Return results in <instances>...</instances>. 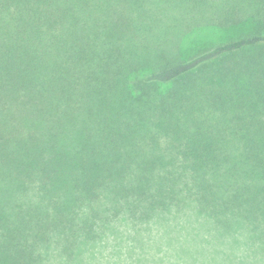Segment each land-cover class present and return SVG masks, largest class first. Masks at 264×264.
<instances>
[{
    "label": "trees",
    "instance_id": "16d2710c",
    "mask_svg": "<svg viewBox=\"0 0 264 264\" xmlns=\"http://www.w3.org/2000/svg\"><path fill=\"white\" fill-rule=\"evenodd\" d=\"M184 209L264 258V0H0L1 264Z\"/></svg>",
    "mask_w": 264,
    "mask_h": 264
},
{
    "label": "rangeland",
    "instance_id": "374dc122",
    "mask_svg": "<svg viewBox=\"0 0 264 264\" xmlns=\"http://www.w3.org/2000/svg\"><path fill=\"white\" fill-rule=\"evenodd\" d=\"M168 27L177 31L178 24ZM221 37L211 30L185 32L182 51L193 38L205 42ZM231 248L237 257L226 256L233 253ZM35 254L36 264H264L263 257L250 253L245 240L229 242L217 236L194 211L185 209L157 211L145 221L122 214L100 227L97 238L80 241L72 250L63 252L56 242H50L39 246ZM2 258L0 254V264Z\"/></svg>",
    "mask_w": 264,
    "mask_h": 264
}]
</instances>
